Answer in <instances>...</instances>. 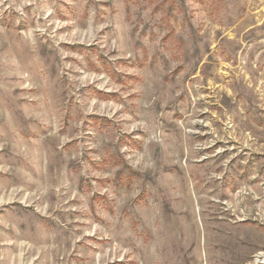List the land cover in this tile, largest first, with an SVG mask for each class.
Masks as SVG:
<instances>
[{
  "label": "rangeland",
  "instance_id": "374dc122",
  "mask_svg": "<svg viewBox=\"0 0 264 264\" xmlns=\"http://www.w3.org/2000/svg\"><path fill=\"white\" fill-rule=\"evenodd\" d=\"M0 264H264V0H0Z\"/></svg>",
  "mask_w": 264,
  "mask_h": 264
}]
</instances>
